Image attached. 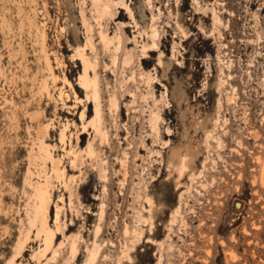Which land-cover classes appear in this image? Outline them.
<instances>
[{
    "label": "rangeland",
    "instance_id": "374dc122",
    "mask_svg": "<svg viewBox=\"0 0 264 264\" xmlns=\"http://www.w3.org/2000/svg\"><path fill=\"white\" fill-rule=\"evenodd\" d=\"M124 1L141 27L158 29L147 61L146 37L121 0L107 2L106 13L97 0H0V264H83L94 242L91 264H264V0ZM101 22L107 52L121 36L133 56L125 68L104 52ZM82 59L88 79L98 78L104 138L89 124L94 89L81 84ZM142 71L154 77L149 85ZM231 85L236 96L227 101ZM214 115L208 127L221 148L214 139L207 148L194 129ZM188 143L200 150L193 171H203L193 180L190 168L179 178L167 163L171 148ZM147 199L153 218L143 221ZM47 231L55 255L43 252Z\"/></svg>",
    "mask_w": 264,
    "mask_h": 264
},
{
    "label": "bare ground",
    "instance_id": "6f19581e",
    "mask_svg": "<svg viewBox=\"0 0 264 264\" xmlns=\"http://www.w3.org/2000/svg\"><path fill=\"white\" fill-rule=\"evenodd\" d=\"M109 1H112V0H97L99 7L104 11V13H106L108 8H109V5L107 3ZM195 1H197V0H195ZM121 4L123 5V7H125L129 11L131 19L134 20L133 22L135 23V27L139 31V34H141V35L144 34L145 37H146V41L143 40V42L141 43V45L139 47L141 48V54L143 55V59L145 61H147V58L150 56L151 52L155 51L153 49V47H158V42H157L158 41L157 40L158 29L155 26V24L145 25V26L141 27L139 25V23L135 20L131 8H129L127 6V4L125 3L124 0H121ZM149 5H150V2H149ZM211 11H212V16H213V24H215L216 22L220 21V18L216 14L215 9L212 8ZM120 17H121V13H119L118 16L115 17L114 20H116V19H118ZM103 19H105V17L102 15L101 16V20H103ZM177 28L180 30L181 34H183V35L187 34L184 31V29L182 28V25H180L179 23L177 24ZM214 29H216L215 26L212 27L211 32ZM100 39H101V42H102V45H103L104 52H107L108 47L112 44V39H110L109 35H107V30L102 25V22H101V27H100ZM123 49H124L123 41L121 40V36H118L117 43H116V45L114 47V51H115L114 54H109L108 52H107V54L109 55L108 57L111 58L110 62H112L113 64H116V65H117L118 62H120L121 67L125 68V66H127V65H129L131 63V61L133 59V56L131 55L130 52H124ZM119 52L121 53L120 58H119ZM161 54H162V52L159 53V56H158V59H157V61H158L157 65L159 67H161L163 73H165L167 66L166 65L164 66V63L162 62ZM79 56L82 57L81 54H79ZM218 59L221 61L220 58H218ZM141 64L142 63H140V65ZM228 64H229L228 65V69H229L231 62L228 63ZM163 67H164V69H163ZM89 68H90V64L87 61L83 60V73H82V75L80 77L81 84L84 86V88H88L91 85L93 87V89H94V95H93L94 117L89 122V124L94 128L95 132L101 136V138H104V137H106V131L102 127V117H103V115H102V106H101V102H100L99 82H98V78L97 77H95V79L93 81H90L88 79V70H89ZM220 71H221L220 73H222V74L225 73V72L222 71V69H220ZM132 75H131V77H132ZM141 75L144 78L143 80L145 81V83L147 85H149L151 83V81L154 79V77L151 76V74L148 71L147 72H143L142 71ZM226 76L228 77V79L232 78L231 72H228V74ZM221 80L223 82V78H222V79H219V83L216 84V85H218V88H217L218 91H221V88H220V86L222 84ZM125 81H127V80H125ZM182 93H183L182 88L177 87L176 89L172 90L171 95L173 97L177 98ZM235 96H236V89H235L234 86L231 85V92H230L229 95H227V101H234ZM179 101H180V99H179ZM107 102H108L110 110H117L118 109L119 103H118L117 96H116V93H115L114 90H110V92L108 94ZM155 102H157V100H155ZM217 105H218V108L216 107V109L218 110V109L221 108V99L218 100ZM149 111H150V122H149L150 123V128H151V130L153 132L155 131V133L157 134L159 132V123H158L159 117H160L159 116V108L155 104V105H153V107H150ZM262 117L264 119V116H262ZM181 118H184V115H182ZM213 120H214L213 124L215 126L217 124V122H218V116L214 115V116H210L208 118L206 117L205 120H201V121L195 122L194 129L195 130H201L203 132V134L205 135V141H206L205 144H206L207 148L210 147V143H209L208 139H211V140L214 139L215 143H216L215 146H217L218 148H221L220 138L215 137L213 135V129L215 127L213 129L212 128L210 129L208 127V123L213 121ZM88 153L91 154V155L93 154V150H92L90 145H88ZM199 153H200V150H199L198 146L193 147L189 143L187 145H184V146H181V147H178V148H171L170 149V155H169L168 161H167L168 167L170 169L169 171L170 172H177L178 173L177 176H179V178H180L185 173V171L190 168V177L193 180V178H194V176H196V174L197 175L198 174L201 175V173H203L202 170L199 171V173H196L195 171H193V169H196V168H194V163H195V158L198 156ZM257 159L259 160V158H257ZM102 163H103V161H102ZM258 181L260 182L261 185L264 186V161L261 162ZM179 183H180L179 180H176V184H179ZM201 186L204 187V184H201ZM188 189H189V187H188ZM147 200H148V203H149V206H150V211H149L150 214H149V219L146 218L145 216H142L141 218L143 219V221L144 220L145 221L152 220V218H153L152 210L154 209V205H153L151 199H147ZM40 203H41V205L38 208L39 209L38 210L39 214L42 213V211H43L42 207L44 206V203H43L42 200H40ZM180 210H181V203L179 204L178 208L175 211L172 212L171 218H170V223L172 222V224H174L173 221H174L175 217L180 214ZM102 212H103V209L101 207V214H102ZM137 216H139V215H137ZM182 221H183V219H182ZM150 225L151 226L153 225L152 221H150ZM94 228H95V230L97 229L96 226ZM98 231H99V228H98ZM124 231L126 232V229ZM133 232H134L135 236L138 237L137 239L140 240L141 235L143 234L142 229L141 230L140 229L139 230L135 229ZM44 237H45L44 238V246L45 247H44V251H43L44 254H45V252L48 249H52L51 253H53V255H55L57 253L56 252L57 249L54 247V232L53 231H47L45 233ZM76 239L69 245L70 258H73L76 255V252H77V249H78L77 248ZM147 241L150 242V241H153V239L151 237H147ZM92 244H93L92 247L87 248L86 256H85V260H84L83 264H91L92 262H94L96 260V258L98 256L99 244H96L95 242L92 243ZM128 259H131L130 255H128ZM49 260H51V259H49ZM67 264H69V262ZM119 264H121V263H119Z\"/></svg>",
    "mask_w": 264,
    "mask_h": 264
}]
</instances>
